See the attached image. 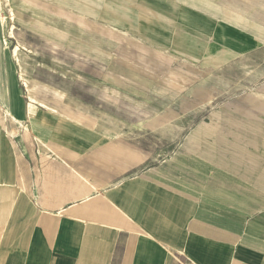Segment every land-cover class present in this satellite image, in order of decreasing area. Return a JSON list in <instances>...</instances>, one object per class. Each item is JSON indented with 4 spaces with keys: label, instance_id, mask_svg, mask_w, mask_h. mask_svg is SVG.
<instances>
[{
    "label": "rangeland",
    "instance_id": "374dc122",
    "mask_svg": "<svg viewBox=\"0 0 264 264\" xmlns=\"http://www.w3.org/2000/svg\"><path fill=\"white\" fill-rule=\"evenodd\" d=\"M207 1L176 0L178 18L208 16L207 42L181 28L184 44L165 46L168 36L147 42L113 28L120 14L89 16L62 0H0V115L10 133H24L46 199L70 166L127 170V178L139 171L167 179L173 192L210 199V218L221 224L235 222L240 232L264 225V147H257L264 146L257 98L264 97V0L238 2L247 11L237 20L235 0ZM220 19L228 24L222 45L235 54L219 48ZM100 142L99 161L73 155L85 144L82 153L91 154ZM136 238L123 234L114 264H177L170 248L166 262L132 250Z\"/></svg>",
    "mask_w": 264,
    "mask_h": 264
},
{
    "label": "crops",
    "instance_id": "0c3cea01",
    "mask_svg": "<svg viewBox=\"0 0 264 264\" xmlns=\"http://www.w3.org/2000/svg\"><path fill=\"white\" fill-rule=\"evenodd\" d=\"M62 2L89 16L115 20L120 14L122 25L113 28H121L123 34L136 33L147 42L168 36V42L160 44L165 46L184 44L177 39L181 28L204 41L205 28H209L203 11H196V15L185 12L178 18L176 0ZM238 2L241 0H235L232 7L236 20L247 11ZM219 21L214 28L217 42L222 44L228 41V24ZM39 24L38 30L45 29ZM155 26L158 32L153 35ZM8 129L0 115V264H114L119 240L128 233L141 237L131 243V249H139L156 261L166 262L165 253L170 248L176 252L171 257L177 264H264V225L260 220L245 225L243 232L236 230L235 222L221 224L218 218H210L215 208L210 199L199 201L179 188L178 193L173 192L167 179L151 173L137 175L136 171L134 177L127 178L123 177L127 170L105 174L98 166L97 170L87 166L82 171L65 162L70 167L62 174L64 181H54L46 199L37 162L27 154L24 133L20 130L15 135ZM260 132L264 142V131ZM29 133L33 135L32 130ZM98 145L91 154L82 153L90 147L85 144L73 155L85 164L94 158L99 161L103 146L101 142Z\"/></svg>",
    "mask_w": 264,
    "mask_h": 264
},
{
    "label": "bare ground",
    "instance_id": "6f19581e",
    "mask_svg": "<svg viewBox=\"0 0 264 264\" xmlns=\"http://www.w3.org/2000/svg\"><path fill=\"white\" fill-rule=\"evenodd\" d=\"M216 4H217V3H216ZM236 16H237V15H236ZM226 17H227V16H226ZM237 17H238V16H237ZM39 28H41V27H40V24H37V29H39ZM182 29H183V28H182ZM12 33H13V32L11 31V34H12ZM219 48L221 49V52H222V53H225V54H226V52H230V53L233 52V51H231V50L234 49V48H233V49L230 48V47L227 46V45H224V46H223L221 43H220ZM18 49H19V45H16L14 51L17 52ZM236 53H237V52H236ZM231 54H235V52H233V53H231ZM257 93H258V92H257ZM260 97H262V98H260ZM257 98H258V99H259V98H260V99H264V97H263L262 95H260V96L258 95ZM250 100L252 101V99H250ZM8 135H9V134H8ZM10 136L12 137V135H10ZM14 152H15V151H14ZM64 224H65V223H64ZM62 227H63V225H62ZM62 229H63V228H62ZM60 231H61V230H60Z\"/></svg>",
    "mask_w": 264,
    "mask_h": 264
}]
</instances>
